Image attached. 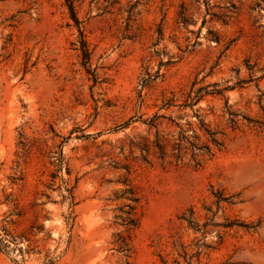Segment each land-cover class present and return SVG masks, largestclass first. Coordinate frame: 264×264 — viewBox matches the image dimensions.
<instances>
[{
    "label": "rangeland",
    "instance_id": "1",
    "mask_svg": "<svg viewBox=\"0 0 264 264\" xmlns=\"http://www.w3.org/2000/svg\"><path fill=\"white\" fill-rule=\"evenodd\" d=\"M0 264H264V0H0Z\"/></svg>",
    "mask_w": 264,
    "mask_h": 264
},
{
    "label": "trees",
    "instance_id": "2",
    "mask_svg": "<svg viewBox=\"0 0 264 264\" xmlns=\"http://www.w3.org/2000/svg\"><path fill=\"white\" fill-rule=\"evenodd\" d=\"M72 15L75 18V14H74L73 10H72ZM83 49H84V51L86 50V46L85 45H83ZM86 53H87V50L84 52V54H86ZM86 56H87V54H86Z\"/></svg>",
    "mask_w": 264,
    "mask_h": 264
}]
</instances>
